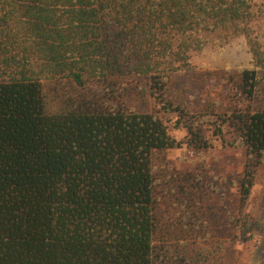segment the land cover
<instances>
[{
	"label": "trees",
	"instance_id": "trees-1",
	"mask_svg": "<svg viewBox=\"0 0 264 264\" xmlns=\"http://www.w3.org/2000/svg\"><path fill=\"white\" fill-rule=\"evenodd\" d=\"M239 36L253 66L219 75L228 103H177L174 75ZM139 79L186 138L128 102ZM208 124L245 150L230 208L169 159L209 149ZM263 161L264 2L0 0V264H224L264 226L245 211Z\"/></svg>",
	"mask_w": 264,
	"mask_h": 264
},
{
	"label": "rangeland",
	"instance_id": "rangeland-1",
	"mask_svg": "<svg viewBox=\"0 0 264 264\" xmlns=\"http://www.w3.org/2000/svg\"><path fill=\"white\" fill-rule=\"evenodd\" d=\"M259 1L264 2V0ZM191 62L193 68L191 71H182L174 75L172 88L176 102L186 100L195 114L199 113L201 106L208 101V98L212 97L222 102L225 100V103H228L232 93L224 87L226 81L219 77L220 74L225 73L226 76L229 71L253 66L252 54L244 36L236 37L223 46L209 45L204 52L193 55ZM205 73L218 75L216 82L205 81L203 76ZM146 83L147 81L142 79L129 82L126 98L130 104L136 105L142 111H160L161 107L157 104V100L145 91ZM159 115L163 116L168 123L173 136L178 140L186 138L187 128L184 125L178 126L179 117L176 113L160 111ZM196 117L199 119L198 115ZM206 128V135L213 143L209 149L201 154L197 151L193 153L184 146L172 150L169 153V159L177 170L196 173L205 171L209 174L212 180L222 187L221 192L211 195L210 199L212 203H215L214 207L228 205L230 208L231 202L236 200L239 192L238 180L245 167V150L224 143L218 135L214 134L212 125L208 124ZM229 131L225 133V138L233 142V134ZM245 211L256 220H264V161L257 171ZM225 246H227V255L224 256V264H264V226L255 231L250 239L231 237Z\"/></svg>",
	"mask_w": 264,
	"mask_h": 264
}]
</instances>
